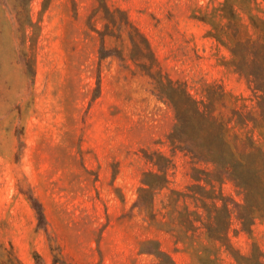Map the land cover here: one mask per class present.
I'll return each instance as SVG.
<instances>
[{
  "label": "rangeland",
  "instance_id": "rangeland-1",
  "mask_svg": "<svg viewBox=\"0 0 264 264\" xmlns=\"http://www.w3.org/2000/svg\"><path fill=\"white\" fill-rule=\"evenodd\" d=\"M222 1L0 0V264H35V255L41 264H238L188 223L198 205L191 169L204 165L168 143L173 111L130 60L128 40L142 36L153 71L195 97L214 85L251 105L198 19ZM19 2L37 24L24 45ZM145 155L169 160L167 183L139 203L143 174L157 170ZM215 187L240 202L231 182ZM231 211L233 249L264 254V219L247 234Z\"/></svg>",
  "mask_w": 264,
  "mask_h": 264
},
{
  "label": "trees",
  "instance_id": "trees-1",
  "mask_svg": "<svg viewBox=\"0 0 264 264\" xmlns=\"http://www.w3.org/2000/svg\"><path fill=\"white\" fill-rule=\"evenodd\" d=\"M13 11L24 45L26 39H32L37 24L26 4L19 2ZM198 19L208 24V34L228 52L222 64L245 81L252 93L251 105L244 97L214 85H206L203 96L195 97L184 83L154 72L149 45L136 31L128 35L130 60L151 78L155 95L173 111L175 123L167 135L170 146L204 165L191 169L193 183L187 193L198 205L187 212L190 227L199 224L206 238L224 248L238 264H264L258 248L242 256L228 238L231 209L247 234L257 219H264V0H223ZM146 52L151 54L149 64L141 61ZM26 66L31 68L29 63ZM145 156L157 170L143 174L139 203L167 183L164 165L169 160L162 155ZM224 181L233 184L240 202L216 191V184ZM29 200L41 224L45 219L42 207L32 197ZM34 260L41 264L38 255Z\"/></svg>",
  "mask_w": 264,
  "mask_h": 264
}]
</instances>
